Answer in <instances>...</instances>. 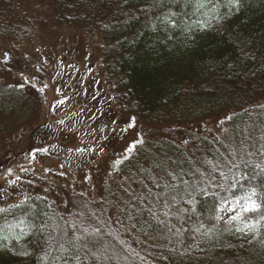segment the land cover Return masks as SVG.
Masks as SVG:
<instances>
[{"label": "trees", "instance_id": "obj_1", "mask_svg": "<svg viewBox=\"0 0 264 264\" xmlns=\"http://www.w3.org/2000/svg\"><path fill=\"white\" fill-rule=\"evenodd\" d=\"M22 1L0 0V45L9 56L6 62L4 58L0 60L9 68L0 69V75H22L26 68L35 66L25 62L29 57L22 55V50L38 43L32 42L35 32H42L48 25L45 19L51 20L53 26L77 34L83 44L81 49H89L99 64L98 73L114 105L106 112H114L126 120L123 124L128 129L133 118L134 128H143L196 121L227 110L224 135L230 145L223 143L219 147L209 139L197 137L198 158L191 149L172 139L143 137L140 139L143 143L136 146L130 159L118 165L126 185L108 190L102 187L103 179L99 175L101 157L104 153L110 155V150L104 147L101 156L97 150L98 155L91 162L80 160V155L89 153V146H96L93 136L80 138L75 131L64 129L59 143L53 144L52 138H58L52 136L56 127L53 122L39 126L38 105L27 95L31 91L20 88L10 92L0 87V117L12 113L27 115L26 132L35 151L33 156L39 160L48 157L58 160L55 170L50 167V173L44 170L46 178L28 176L36 183L32 188L21 190L24 185L16 182L18 185L12 184L10 191L13 196L5 195L0 201V207H8L25 196L30 197L31 207L26 204L0 214V223L23 217L25 224L36 225L19 241L12 238L0 241L6 245L0 248V264H49L40 260L47 250L49 236L78 244L76 248L71 244L66 246L71 248L72 256L79 255L80 264H157L159 258L168 264H264V227L256 235L237 232L236 222L227 225L223 220L217 221L220 200L214 195L196 193L193 213L184 192L186 187L191 190L190 186L197 185L228 199L233 194L243 195L239 185L230 191L215 186L227 187L232 182L225 181L221 171L228 176L244 172L249 177L240 181L245 189L251 186L264 191L258 187L264 184V178L257 176L259 169L255 167L264 166V108L260 107L264 105V0H243L239 11L233 10L219 22L212 21V26L206 29L198 25L189 27L205 19L203 13L207 10L197 13L185 0H162V3L160 0H29L34 2L35 10L36 5L48 7L50 19H44L41 14L30 16L23 11ZM169 11L177 13L173 19L178 27L162 24L158 19ZM219 12L221 15L229 12L223 0ZM49 59L54 58L48 56ZM14 63L16 69L10 66ZM228 116L232 119H227ZM5 126L0 124V136ZM121 139L115 138L118 142ZM116 141L111 139L110 146L115 147ZM211 176L216 179L209 184ZM253 176L256 179H251ZM48 180L55 184H46ZM78 181L82 186H75ZM172 184L176 185L175 189L169 187ZM119 192L122 199L114 202L111 210L117 213L120 223L113 225L109 209L102 208V198ZM181 195L184 199H180ZM173 196L179 203H172ZM73 201L91 207L88 222L73 210ZM165 204L169 205L167 209ZM181 208L188 210L180 212ZM165 210L168 216L164 215ZM248 215L256 218L254 213ZM201 223L205 229L215 225V230L204 236V229L196 231ZM43 224L48 227L40 232L39 226ZM84 228L89 229L84 239L73 241ZM23 230L21 225L15 228V233L19 235ZM198 236H201L199 247L186 253L177 250L178 244L196 243ZM57 248L58 244H54L53 255H60ZM21 251L29 254L20 255ZM99 251L95 259L92 254ZM65 259L70 258L65 256ZM53 264H63V260Z\"/></svg>", "mask_w": 264, "mask_h": 264}, {"label": "rangeland", "instance_id": "obj_2", "mask_svg": "<svg viewBox=\"0 0 264 264\" xmlns=\"http://www.w3.org/2000/svg\"><path fill=\"white\" fill-rule=\"evenodd\" d=\"M33 3L29 0L22 1L23 11L28 12L32 17L41 14L44 15V19H50V14L47 12L49 11L48 7L35 4L38 7L35 10L32 7ZM45 21L48 25L43 28L42 32H35V37L32 40V42L37 40L38 43H32L31 46L27 45L22 50V55L29 57L25 62L35 63V66L26 68L22 75L5 76V73L3 76L0 75V87L5 90L8 89L10 92L20 88H28L31 91L27 95H29L30 101L34 105L35 102L38 105L36 108H39V126L40 124L53 122V126L56 127L52 136L58 138H52L53 144L59 143V137L64 133V129L68 132L75 131L80 138H91L93 136L96 146L93 144L92 147L89 146L91 148L89 153L80 155V160L89 161L88 159H90L91 162V158L103 154L104 147L110 150V155L104 153L105 155L101 157L103 164L99 178L103 179V188L106 187L111 190L126 185L124 182L125 176L119 171L118 166L114 165V161L122 159L125 155L130 159L134 151L126 153L125 149L131 143L143 137L150 140L172 139L179 145L191 149L198 158H200V150H196L195 139L197 137L209 139L219 147L223 143L230 145L229 138L224 135L226 125L224 122L221 123L226 117L227 110L191 122H167L168 124L128 129L123 124V121L126 120L114 112H106L109 108H114L110 91L108 88L105 89L106 83L102 81L98 73L99 64L89 53V49L85 47L81 49L80 46L83 44H81L80 37L67 31V28L53 26L50 23L51 20L49 22L45 19ZM5 53L0 45V60L4 58ZM48 56H52L54 59L48 60ZM10 66L16 69L15 63ZM3 67L9 69L0 63V69H3ZM21 84L23 87L18 86ZM4 117H0V124L2 126L6 124L4 133L0 136L2 142V145H0V201L4 199L5 195L9 198L13 196L10 193L13 186L7 181L15 180L24 185L21 190L24 188L30 189L36 183L30 181L33 178H28V176L33 177L35 175L39 177L42 175L46 178L47 173H50L48 168L55 170L58 165V160L56 161L52 157L39 160L33 156L35 151L31 149L32 141L28 139V133L26 132L29 127L25 124L28 118L27 115L18 114L17 116L12 113ZM57 131L58 133L55 134ZM115 138L123 139L118 142ZM111 139L117 142L115 147L110 146ZM97 150H99L98 154ZM8 169H11L12 172L8 173ZM21 169H24V171ZM44 170L47 173H43ZM17 177H19L18 180ZM50 181L48 180L46 184H55ZM79 181L74 183L76 187L82 186ZM14 185L18 184L15 183ZM102 199L104 200L102 208L109 209L108 215L111 216L113 225L117 222L120 223L117 213L111 209H113L114 202L117 203L119 199H122V193L119 192L115 196L111 195L109 198L103 197ZM120 206L121 204H118V207ZM72 207L74 211L81 214L86 222L89 221L88 211L91 209L89 205L73 201ZM224 207L227 208L228 205ZM228 215L229 213L220 209V216L225 218L223 221H226ZM128 240L130 242V238ZM169 241L170 239L165 243L168 244ZM197 247L199 246L196 243H182L178 244L176 248L181 253H186L187 250H193ZM100 251L95 253V259H98ZM118 263H120L119 260ZM157 264L168 263L159 258Z\"/></svg>", "mask_w": 264, "mask_h": 264}, {"label": "snow or ice", "instance_id": "obj_3", "mask_svg": "<svg viewBox=\"0 0 264 264\" xmlns=\"http://www.w3.org/2000/svg\"><path fill=\"white\" fill-rule=\"evenodd\" d=\"M156 2V0H154ZM162 3V0H160ZM186 3H190L194 7V11L199 13L201 9H206L207 11L203 13V15L206 17L205 19L196 21V25H190L189 27L199 26L201 29L210 28L212 26V21L219 22L220 20L224 19L225 15H230L233 10L239 11L243 0H223V6L227 7L229 9V12L221 15L219 12V8L221 7V0H185ZM177 16V13L169 11L167 14L163 15L162 17H159L158 19L162 24L170 25L172 27H178L176 20L173 18ZM105 28H108V25H104ZM9 59V56L7 53L4 55V61L6 62ZM19 87H23V85H18ZM63 103V101H61ZM260 107L264 108V105H261ZM134 119L133 123H129L128 127L132 128L134 127ZM227 119H232V116H228ZM223 123V121H221ZM264 138V137H262ZM143 143L141 140H136L133 143H131L126 149V153H132L137 144ZM40 151H46V149H39ZM78 151H82L81 149H77ZM128 156L125 155L122 159H117L114 161V165L118 166L123 163L124 160H127ZM255 167L259 169V172L257 173V176H260L261 178H264V166L261 164H256ZM233 168H239V165H233ZM24 171V169H21ZM232 169H229V172H231ZM12 170L8 169V173H11ZM171 175V174H169ZM221 177L224 178L225 181L231 179V183L225 187L224 184H217L216 187L222 188L226 191H230L233 188H236L238 185L241 189H243V195L236 196L235 194L232 195L231 199L220 197L218 193L216 192H210L207 187H200L197 185L190 186L191 190H189L188 187L185 188L184 192L189 197V199L186 201L187 204L191 205V211L193 213L196 212V193H200L203 196H209L214 195L217 196V198L220 200V204L217 206L218 211L220 209L224 210L225 212L229 213L225 223L227 225H232L233 222H236L238 225L236 227L237 232L241 233H248L252 232L256 235H260V229L264 227V191H258L257 187H248L244 188L242 184H240L241 180H248L249 177L239 171L235 172L232 176L226 175L223 171L220 172ZM19 177H17V180ZM173 180L176 179L175 176L172 177ZM216 178L214 176L209 177L208 183L211 184L212 181H214ZM251 179H256V176L251 177ZM204 181L202 180L201 183ZM15 180L9 181V184H15ZM187 184V182H183ZM169 187H172L173 189L176 188L175 184L170 185ZM261 189H264V184H261L258 186ZM31 198L28 196H25L23 199L19 201L17 204L9 205L8 207H0V214L8 213L13 208H20L26 204H28L29 207L32 205L29 204V200ZM39 199V197H37ZM172 203L176 204L179 203V201L176 199L175 196L172 198ZM180 199H184V196L181 195ZM228 205L227 208L224 206ZM169 205L165 204V209H167ZM188 209L181 208L179 211H187ZM233 210H235L233 212ZM254 213L256 214V218L252 219L249 217L248 214ZM174 215L177 213H173ZM165 216L169 215V212L165 210L164 212ZM215 219L217 221L225 220L224 217L220 216L219 214L216 215ZM21 225H24V230L17 235L15 233V228L19 227ZM36 225L28 223L25 224L24 218L20 217L15 222H9L7 219H5L2 223H0V241L7 240L9 238L15 239L17 241L27 237L29 233L35 228ZM48 227L47 224H43L39 226V231L43 232L44 229ZM202 229L204 231L202 232V235L208 236L215 230V225H213L212 228L205 229V225L201 223L199 227L196 228L197 232H200ZM227 230V229H226ZM93 231H98L96 229H93ZM7 233V234H6ZM89 233L88 228H84L82 234L75 235L73 237V241H80L84 239L85 234ZM177 235L180 234V230H177ZM48 247L47 250L40 256L41 261H48L49 264H53L55 261L63 260V264H70V261L72 264H80V257L79 255L72 256L71 255V248L66 246L68 244L72 245V248L79 247L78 244L72 243V241H66L63 240L61 237L60 239H57L55 237H48ZM264 243V241H262ZM54 244H58V248L56 249L60 255H53V246ZM6 247V245L0 244V248ZM29 253L27 251H21L20 255H28ZM95 256V253L92 254ZM65 256H68L70 259H65Z\"/></svg>", "mask_w": 264, "mask_h": 264}, {"label": "bare ground", "instance_id": "obj_4", "mask_svg": "<svg viewBox=\"0 0 264 264\" xmlns=\"http://www.w3.org/2000/svg\"><path fill=\"white\" fill-rule=\"evenodd\" d=\"M230 169H231V168H230ZM243 174H245V173L243 172ZM219 215H220V212H219ZM220 221H221V220H220ZM185 227H187V226H185ZM200 240H201V236H198V237L195 239L197 245L200 243ZM199 245H200V244H199Z\"/></svg>", "mask_w": 264, "mask_h": 264}]
</instances>
